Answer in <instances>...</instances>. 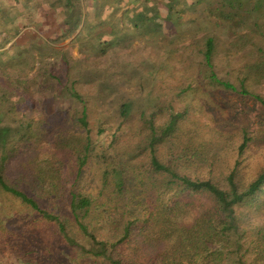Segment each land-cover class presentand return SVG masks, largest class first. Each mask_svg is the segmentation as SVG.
<instances>
[{
    "label": "trees",
    "instance_id": "trees-1",
    "mask_svg": "<svg viewBox=\"0 0 264 264\" xmlns=\"http://www.w3.org/2000/svg\"><path fill=\"white\" fill-rule=\"evenodd\" d=\"M60 1L66 14L63 25L67 30L62 34L66 37L81 24L82 8L75 0ZM166 2L165 14L175 15V1ZM214 4L219 7L207 12L224 22L229 43L223 70L213 62L217 49L213 37H205L199 51L202 80L215 89L208 92L210 100L230 94L249 96L264 115V96L250 89L264 83V46L259 45L264 41V0ZM11 21L9 30L14 37L19 28L15 17ZM246 45L255 48L256 60L240 64L242 68L236 70L230 58L240 55ZM26 54L14 60H22ZM33 58L29 56L30 63ZM104 58L81 63L62 54L61 72L41 69L46 81L34 89L47 87L48 94H40L38 100L29 94L31 86L26 81L14 76L0 79V254L22 250L25 264H222L225 258L230 264H264V168L247 185L240 183L235 168L223 180L211 177L214 160L208 162L207 158H216L221 144L206 143L197 129L184 132L181 125L185 113L193 108V104L183 103L184 95L197 93L200 86L196 84L193 90L187 80L178 94L168 95L172 104L180 97L184 107L178 111L172 104L160 108L161 95L153 91V70L138 69L146 84L135 92L133 80L126 84L123 78L135 64L125 61L126 55L113 59L106 52ZM90 83L97 93L95 106L109 105L111 111L88 109L77 87ZM136 93L142 95L140 102ZM60 97L78 110L72 118L61 115L65 104L59 103L60 109L54 107L48 113L45 109L47 120L34 128L25 109L18 112L23 104L29 105L31 113L35 105L46 108ZM207 98L198 101L203 104L201 100ZM138 110H142L141 141L128 147L119 145L118 139L125 134L123 125ZM1 115L8 123H2ZM158 115H165V121L157 124ZM247 130L244 125L239 130V154L250 143L264 142V130L256 131L254 137ZM49 138L52 141L44 152L42 142ZM160 148L166 157L159 156ZM87 169L98 178L90 189L77 190ZM201 169L205 177L200 176ZM120 202L141 212L128 211L118 236L114 219ZM111 227L114 238L107 236ZM134 231L137 236L131 235Z\"/></svg>",
    "mask_w": 264,
    "mask_h": 264
},
{
    "label": "rangeland",
    "instance_id": "rangeland-1",
    "mask_svg": "<svg viewBox=\"0 0 264 264\" xmlns=\"http://www.w3.org/2000/svg\"><path fill=\"white\" fill-rule=\"evenodd\" d=\"M15 1L18 4H14ZM75 1L82 8L81 24L75 32L63 37V32L67 30L63 25L66 14L63 2L60 3V0H0V79L14 76L20 81H26L31 86L28 87L29 94L33 99L38 100L40 94H48V90H45L47 87L34 89L39 83L46 81L43 72L41 75V69L49 67L57 71L61 65L62 54L73 59L72 62L77 60L82 61L81 63L105 60L106 58L102 59V57H105L106 52L113 59L126 55L125 61L134 63L135 69L131 68V71L127 72L128 75L123 76L124 82L127 84L128 81L133 80L136 92L140 84H146L143 74L138 69L153 70L154 74L156 73L152 82L155 84L153 91L161 95L157 101L160 108H166L172 104V99L168 95L178 94L179 90L184 89L189 82L192 83L193 90L196 84L200 86L201 89L197 93L193 91V93L189 92L184 95L185 102L183 103L187 105L186 102H189L193 104V108L185 113L181 121L184 129L181 128L184 132L197 129L206 143L208 141L211 144H221L216 158H211V156L207 158L208 162L214 160L211 177L223 180L234 168L237 178L244 185L256 177L264 168V142L262 144L260 142L259 145L250 143L242 154L238 153L237 147L241 142L239 130L243 125L247 127L252 137L256 131L264 130V115L260 105L249 96L234 94H230L225 99L214 97L215 102L211 101L210 93H213L215 89L202 80L204 69L202 55L199 51L202 49L205 37L214 38L217 49L213 55V62L217 69L223 70L221 67L228 61L224 51L228 47L229 38L224 35L226 33L224 22L216 14L212 15L207 12V10H215V7H219L217 2L220 0H177L183 6L174 0L173 7L176 17L172 13L167 15L164 12L167 9L166 1L169 0ZM193 1H197L195 5H192ZM185 4L188 7H184ZM141 13H145V18L142 20H140ZM13 17L17 19L16 24L19 28L14 37L13 32L9 30H12L11 19ZM243 33L246 36H252L247 31ZM100 35L103 36L100 38ZM61 36L63 38H58ZM55 38L58 39L53 42L52 39ZM254 39H258V36ZM259 45L263 48L264 41H260ZM254 51L255 48L246 45L240 55L236 54L231 57L230 61L234 68L239 70L242 68L240 64L254 62L256 60ZM24 52L27 53L24 59L14 60V57ZM30 55L34 57L32 63L29 60ZM148 61L153 65H149ZM219 73L221 74L220 71ZM77 89L86 100L90 111L112 110L109 105L95 106L94 83L80 84ZM250 89L254 94L264 96V83L252 85ZM135 95L140 102L142 95L137 93ZM207 95V100H201L204 102L200 104L198 98L203 99ZM196 96L197 99H191ZM60 99L58 103H50L46 108L37 104L35 111L31 113L27 109L29 105L23 104L18 112H24V108L34 128L39 122L47 120L43 111L46 109V113L52 112L54 107L60 109L59 103L65 104L61 108V115L72 118L73 113L78 110L74 111L69 107L68 101L62 100V97ZM180 100V97L173 100L172 105L176 111L184 107ZM205 106H207L206 109L203 108ZM141 111L135 112L123 125L125 134L118 139L119 145L126 147L130 146L131 142L136 144L139 140L141 141L142 135L139 131L142 127L139 117ZM92 114L96 115L97 112ZM1 121L4 124L8 123L5 116ZM164 121L165 115L156 117L157 124ZM53 136L54 134L51 137ZM50 138L42 142V145H45L42 149L44 152L49 148V143L52 141ZM157 153L161 158L167 155L162 148L157 150ZM26 157L27 155L23 156L25 159ZM142 160L145 161L146 158L143 157ZM201 171L203 173L200 176L205 177L204 169ZM95 177L98 178V175L95 176L94 171L87 169L76 189L82 191L90 189L91 182L96 180ZM118 207L114 224L119 236L128 219V211L140 214L141 209L133 206L127 208L124 202H120ZM254 219L257 218L254 217ZM113 229L111 227L108 231L107 236L110 238H114ZM131 235L137 236V231ZM26 259L22 250L6 256L0 254V264H25ZM222 264H230L229 258H225Z\"/></svg>",
    "mask_w": 264,
    "mask_h": 264
},
{
    "label": "crops",
    "instance_id": "crops-1",
    "mask_svg": "<svg viewBox=\"0 0 264 264\" xmlns=\"http://www.w3.org/2000/svg\"><path fill=\"white\" fill-rule=\"evenodd\" d=\"M79 28V27H78Z\"/></svg>",
    "mask_w": 264,
    "mask_h": 264
}]
</instances>
